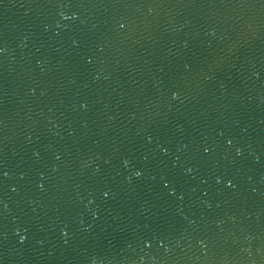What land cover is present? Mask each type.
I'll use <instances>...</instances> for the list:
<instances>
[{"label": "water", "instance_id": "1", "mask_svg": "<svg viewBox=\"0 0 264 264\" xmlns=\"http://www.w3.org/2000/svg\"><path fill=\"white\" fill-rule=\"evenodd\" d=\"M0 264H264V0H0Z\"/></svg>", "mask_w": 264, "mask_h": 264}]
</instances>
